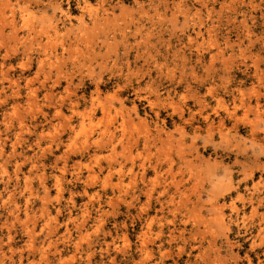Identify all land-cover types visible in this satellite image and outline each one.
Listing matches in <instances>:
<instances>
[{
	"label": "rangeland",
	"instance_id": "1",
	"mask_svg": "<svg viewBox=\"0 0 264 264\" xmlns=\"http://www.w3.org/2000/svg\"><path fill=\"white\" fill-rule=\"evenodd\" d=\"M0 264H264V0H0Z\"/></svg>",
	"mask_w": 264,
	"mask_h": 264
},
{
	"label": "bare ground",
	"instance_id": "2",
	"mask_svg": "<svg viewBox=\"0 0 264 264\" xmlns=\"http://www.w3.org/2000/svg\"><path fill=\"white\" fill-rule=\"evenodd\" d=\"M87 2V1H86ZM58 187V186H57ZM255 211V210H254Z\"/></svg>",
	"mask_w": 264,
	"mask_h": 264
}]
</instances>
